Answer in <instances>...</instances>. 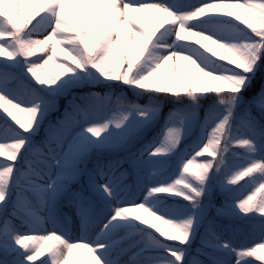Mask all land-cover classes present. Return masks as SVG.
<instances>
[{
	"label": "snow or ice",
	"instance_id": "6c2138e0",
	"mask_svg": "<svg viewBox=\"0 0 264 264\" xmlns=\"http://www.w3.org/2000/svg\"><path fill=\"white\" fill-rule=\"evenodd\" d=\"M0 264H264V0H0Z\"/></svg>",
	"mask_w": 264,
	"mask_h": 264
}]
</instances>
